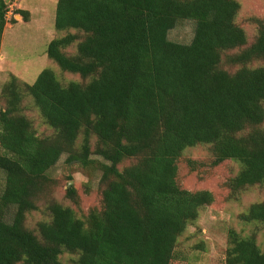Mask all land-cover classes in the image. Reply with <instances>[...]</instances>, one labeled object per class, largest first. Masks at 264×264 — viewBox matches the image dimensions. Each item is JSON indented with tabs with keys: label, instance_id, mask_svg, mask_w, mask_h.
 Returning a JSON list of instances; mask_svg holds the SVG:
<instances>
[{
	"label": "trees",
	"instance_id": "trees-1",
	"mask_svg": "<svg viewBox=\"0 0 264 264\" xmlns=\"http://www.w3.org/2000/svg\"><path fill=\"white\" fill-rule=\"evenodd\" d=\"M240 11L237 0H57L63 34L46 56L78 80L44 69L32 85L11 75L1 88L0 264H171L213 203L178 183L187 149L207 147L211 167L239 166L230 198L264 194V18L246 20L250 40ZM8 12L0 0V43ZM180 21L195 24L186 45L168 39ZM63 155L101 171L100 206L85 216L51 197L47 172ZM65 198L79 208L72 188ZM34 213L46 216L35 229ZM239 220L264 228V201ZM224 264H264V249L229 229Z\"/></svg>",
	"mask_w": 264,
	"mask_h": 264
},
{
	"label": "rangeland",
	"instance_id": "rangeland-1",
	"mask_svg": "<svg viewBox=\"0 0 264 264\" xmlns=\"http://www.w3.org/2000/svg\"><path fill=\"white\" fill-rule=\"evenodd\" d=\"M9 4L7 24L0 43V91L11 75L28 85H32L44 69H50L62 83L77 81L78 77L61 73L59 67L48 59V43L63 33L54 28L57 0H6ZM241 11L237 23L248 33L250 40L255 38L256 27L246 21L250 18H264V0H237ZM21 9L29 13V22H23L18 15H12ZM12 19L17 23L13 24ZM193 21H180L168 33L171 42L189 44L194 33ZM70 51V50H69ZM39 131H43L40 126ZM66 155L52 167L47 176L54 182L51 197L58 202L71 206L78 216H85L90 209L99 208L100 192L103 190L101 171L84 170L77 164L65 163ZM103 163L101 159H96ZM178 164V183L188 191H208L213 196V203L204 207L198 219L178 238L175 248V260L171 264H224L227 232L234 229L242 236L254 235L261 249H264V228L258 224H244L239 216L256 202L264 201V194L258 189H251L230 198L225 182L232 178L239 166L227 161L217 167L210 166L207 147L187 149ZM194 162L192 167L186 161ZM4 175L0 171V191ZM69 188L79 198V208L74 207L65 198ZM42 213H34L28 225L35 229L36 224L44 220ZM62 259L69 262V256Z\"/></svg>",
	"mask_w": 264,
	"mask_h": 264
}]
</instances>
